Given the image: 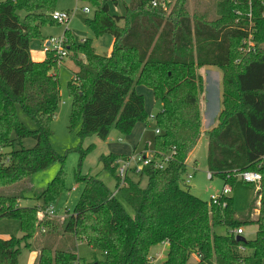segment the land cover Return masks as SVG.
Instances as JSON below:
<instances>
[{
    "label": "trees",
    "instance_id": "1",
    "mask_svg": "<svg viewBox=\"0 0 264 264\" xmlns=\"http://www.w3.org/2000/svg\"><path fill=\"white\" fill-rule=\"evenodd\" d=\"M57 1L0 2V148L13 149L0 153V219L18 220L23 234L21 239L0 238V264H18L21 243L30 249L41 231L46 245L36 264H77L79 242L105 255L93 264H151L155 260L151 249L161 244L168 246L162 264H262L264 0H218V17L212 21L190 15L189 0H177L168 12L152 8L148 0H131L123 16L109 11V3L118 0H81L97 7L95 17L85 19V24L96 37L109 35L114 43L111 54L102 56L92 40L76 44L67 30L79 68L68 84L71 124L81 121L82 140L94 135L107 140L113 129L129 135L137 124L149 123L145 98L136 91L146 87L162 104L155 115L160 134L155 136L154 151L171 153V161L164 170L154 163L145 166L141 175L129 176L121 184L118 161L129 156L103 155L97 166L115 178L116 191L98 177L79 176L85 189L73 213L62 220L48 214L39 220L38 207L18 206L27 190L6 194L4 189L25 183L60 161L50 141V126L61 101L59 75L51 72L54 56L49 53L40 63L31 57V43L42 38L41 29L58 24L52 18ZM243 40L254 42L256 52H240ZM202 67L217 68L222 76L219 123L205 133L208 173L231 188L243 173L262 176L257 199L246 214L235 210L229 195L217 203L207 202L183 184L188 158L203 135V82L197 73ZM18 108L35 122V130L20 120ZM26 139L34 140L32 148L23 146ZM91 151L92 146L81 149V158ZM133 176H146L147 186L141 187ZM64 182L61 171L40 193L36 200L43 201L44 209L62 192ZM258 199L259 215L252 219ZM249 225L258 227L255 239L237 240L235 230ZM220 228L227 233L218 234ZM67 237L73 238L74 248H61ZM193 256L199 261L192 262Z\"/></svg>",
    "mask_w": 264,
    "mask_h": 264
},
{
    "label": "rangeland",
    "instance_id": "2",
    "mask_svg": "<svg viewBox=\"0 0 264 264\" xmlns=\"http://www.w3.org/2000/svg\"><path fill=\"white\" fill-rule=\"evenodd\" d=\"M6 0H0L5 2ZM131 0H118L117 3H109V11L111 15L123 16L126 14V6L129 5ZM218 0H189L188 11L190 15L197 14L199 16L207 17L208 20L212 21L217 19ZM90 9V13L86 14L84 9ZM97 7L89 2L81 0H58L56 5V11H66L70 13V19L66 23H58L53 26H46L41 29L42 38L34 39V47L41 48L45 51L46 46L44 43L51 39H63L66 38L64 46L68 47V57L60 60L56 52L49 51L54 56V68L51 70L52 73L56 72L59 75L61 84V101L57 115L51 123V137L50 141L55 150L59 155L60 161H56L46 170L36 174L30 180L25 183L15 185L4 189L6 194H18L26 191V197L18 202L19 207H38V218L43 220L46 211L49 208H54L55 216L51 217L54 220H62L66 215L73 213L75 206L85 189V183L78 180L79 176L85 177L92 175L98 177L111 191H116V180L107 172H102L99 164L101 156L109 155L111 153L117 155L131 156L134 152H152L154 151V140L156 136V124L155 120L150 119V116H154L161 110V103L155 102L153 96L147 95L144 89L141 87L140 93L144 94L146 102V110L149 114V123L140 125L135 131L129 135H122L118 130L113 129L107 138L102 140L98 136L94 135L85 140L80 137L82 129L81 121L75 125L71 124V97L68 92V84L74 77V71L77 67L75 64L74 51L70 50L72 43L80 44L85 40H92L93 46L97 54L102 56H109L111 53V47L113 45V37L106 35L102 37H96L93 31L82 22L80 19H93L95 17ZM238 22V20L236 21ZM67 30L73 37V40L65 36ZM72 39V38H71ZM242 53H255V43L250 40H243ZM253 49V50H252ZM82 58L81 55L78 56ZM202 67L197 70L198 76L202 77V93L200 95L202 113L206 111L208 100L213 110L218 109V95L220 93L219 82L216 78L213 81L210 80L208 70ZM213 68V67H212ZM216 70H218L216 68ZM219 71V70H218ZM220 72V71H219ZM144 88V89H143ZM139 94V93H138ZM209 98V99H208ZM208 99V100H207ZM18 115L20 120L30 129L35 130L37 128L35 122H33L21 108H18ZM215 122H218V118H214ZM35 142L32 139H26L23 142L25 148H32ZM92 146V151L85 157L81 158V149L86 150ZM15 148H19L16 146ZM12 148H0V153H10ZM192 154V153H191ZM190 154V155H191ZM190 157V156H189ZM63 160L64 162H61ZM194 166V167H192ZM189 173L193 174L194 177L191 183L188 185L191 193L201 198L204 201L209 202L212 195H220L225 187V182L214 177L213 180L208 178L207 169V138L203 134L200 142L192 154L191 163L188 166ZM65 173V182L62 192L58 195L56 200L51 203L47 208H43V201L36 200L40 193L46 189L53 179L58 175L59 172ZM239 177V176H238ZM135 181H140L141 187L145 188L148 184L146 176L136 177L133 176ZM124 184V183H123ZM230 197L234 198L235 210L239 214H246L249 211L251 202L257 199L258 187L252 184H246L239 177L236 183L231 188ZM32 190V191H31ZM30 191L35 194L30 195ZM4 193V194H5ZM34 198V199H31ZM121 199V197H120ZM121 202L127 212L134 216L133 209L121 199ZM260 200L256 203V209L252 212L251 218L257 219L259 215ZM258 227L255 225H249L244 228V237L248 240H253L256 237ZM41 231L37 236L31 240V248L25 246V242L21 243V253L18 258V264H36L37 263V252H39L45 244V233ZM218 234H226L227 230L220 228L217 230ZM23 236L21 232L20 222L16 219H0V238L10 239L16 237L21 239ZM68 239L70 240L68 242ZM61 248L70 249L74 246L72 237H67L63 241ZM69 244L72 246L70 247ZM50 246V245H49ZM74 248V247H73ZM77 253L80 256V261L77 264H93L95 261H103L105 255L89 247L86 243L79 242L77 247ZM168 253V246L161 244L151 249L150 255L155 260L151 264H162ZM197 257V256H196ZM192 262H196L192 257ZM264 264V262L262 263Z\"/></svg>",
    "mask_w": 264,
    "mask_h": 264
},
{
    "label": "built area",
    "instance_id": "3",
    "mask_svg": "<svg viewBox=\"0 0 264 264\" xmlns=\"http://www.w3.org/2000/svg\"><path fill=\"white\" fill-rule=\"evenodd\" d=\"M177 0H148L149 5L155 9H161L165 12L170 11L174 5L176 4ZM84 12L86 14L90 13V9L85 8ZM70 13L66 11H54L52 13V18L57 23H66L70 19ZM66 38L63 39H51L49 40V45L46 46L45 52L48 53L50 50L56 52L60 60L65 59L68 57V47L64 46ZM150 119L155 120L154 116H150ZM156 134H160V130L156 129ZM171 161V153L168 155H157L155 151L152 152H140L134 153L133 155L127 157L126 159L118 161L117 167V174L121 180V184L125 183L126 178L132 175H141L143 173V169L145 166L152 165L153 163L155 166L160 169L164 170L169 162ZM194 175L191 173H187L184 177V186L188 187L191 183ZM209 180H212V175L208 173ZM240 178L248 183L258 187L262 181L261 174L257 172H246L240 175ZM231 193V189L229 186H225L222 193L220 195H212L210 197V201L217 203L218 200L222 195L228 196ZM50 217L55 216L54 208H48L46 211ZM45 214V215H46ZM236 236H243L244 229H237L235 230Z\"/></svg>",
    "mask_w": 264,
    "mask_h": 264
},
{
    "label": "crops",
    "instance_id": "4",
    "mask_svg": "<svg viewBox=\"0 0 264 264\" xmlns=\"http://www.w3.org/2000/svg\"><path fill=\"white\" fill-rule=\"evenodd\" d=\"M113 43H114V40H113ZM34 45H35L34 43H31V57H32V60L34 62H37V63L45 61L46 58H47V53L45 51L41 50V48L34 47ZM44 45L45 46L49 45L48 40L44 43ZM112 47H113V45H112ZM112 47H111V52H112ZM76 67H77V69H76V71H74V73L78 72V70H79L77 65H76ZM206 69L208 70L207 72H208V74L210 76V80L213 81V79L216 78V80L218 79L219 82L221 81V84L219 85L220 93L218 95V100H219L218 109L215 110V111L213 110L212 106L210 105V100H208L209 98L207 99L208 100L207 103H209V105L207 106L206 111L202 113V109H201V114H202V128L201 129H202V133L203 134H205V133L213 130L214 128H216V126L218 125L219 121L216 123L214 118L217 117L219 119V115H220V112H221V109H222V107H221V100H222V76H221V72L216 70V68H212V67L206 68ZM141 87H143V86H138L136 88V91L140 95L144 96V94L142 92L140 93L139 89H141ZM144 90H145V93L147 95H149V97L153 96V100H155L152 90H150V89H144ZM155 102H157V101H155ZM145 106H146V102H145ZM161 107H162V104H161ZM140 125H143V124L142 123L137 124L135 129H137ZM135 129L133 131H135ZM207 147H208V141H207ZM134 153H136V152H134ZM193 153H194V151L192 152V154ZM192 154L188 158V166L191 163ZM192 167H194V166H192ZM188 171H189V169H188ZM82 243H84V242H82ZM38 253L39 252L36 253L37 257H38ZM193 257H194V260L196 262L199 261L198 257H196V256H193Z\"/></svg>",
    "mask_w": 264,
    "mask_h": 264
},
{
    "label": "water",
    "instance_id": "5",
    "mask_svg": "<svg viewBox=\"0 0 264 264\" xmlns=\"http://www.w3.org/2000/svg\"><path fill=\"white\" fill-rule=\"evenodd\" d=\"M80 19L82 20L83 23H85V21H86L85 19H83L81 17H80ZM237 240L244 242V241H246V238L245 237H242V236H237Z\"/></svg>",
    "mask_w": 264,
    "mask_h": 264
}]
</instances>
